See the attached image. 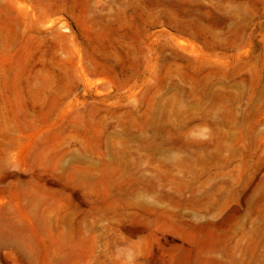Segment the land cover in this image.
I'll return each mask as SVG.
<instances>
[{
	"label": "rangeland",
	"instance_id": "obj_1",
	"mask_svg": "<svg viewBox=\"0 0 264 264\" xmlns=\"http://www.w3.org/2000/svg\"><path fill=\"white\" fill-rule=\"evenodd\" d=\"M0 264H264V0H0Z\"/></svg>",
	"mask_w": 264,
	"mask_h": 264
}]
</instances>
